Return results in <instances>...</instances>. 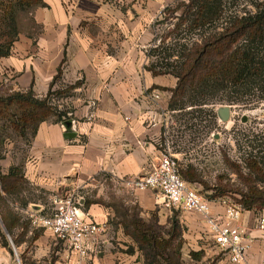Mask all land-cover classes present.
<instances>
[{"label":"crops","instance_id":"1","mask_svg":"<svg viewBox=\"0 0 264 264\" xmlns=\"http://www.w3.org/2000/svg\"><path fill=\"white\" fill-rule=\"evenodd\" d=\"M179 1L45 0L46 6L33 14L38 29L22 33L10 56L0 58L3 93L32 90L43 98L60 68L61 82L76 86L73 109L68 113L70 128L54 119L45 121L22 157L6 143L0 160L4 175L14 166L23 167L26 188L19 196H5L1 210H13L21 218L14 227L21 239L17 248L30 264H72L66 246L60 259L46 258L55 245L47 235H54L44 229L40 234L28 217L30 210H45L41 196L51 205L68 194L81 198L85 212L104 227L100 252L89 264H145L136 242L125 233L122 213L127 210L98 200L125 196L127 204L137 203L142 218L158 207L164 219L173 212L156 204V192L134 191L126 180L148 174L162 153L170 89L178 80L172 75H155L149 68L159 39L157 23ZM68 133L74 137L66 138ZM261 210L245 211L240 220L254 241L249 264H258L264 257V232L255 229ZM212 211L225 214L217 203L212 204ZM185 216L196 220L188 226L194 242L203 235L212 239L200 216ZM34 232V250L27 254L26 239ZM5 252L12 259L0 242V264L9 262Z\"/></svg>","mask_w":264,"mask_h":264},{"label":"trees","instance_id":"2","mask_svg":"<svg viewBox=\"0 0 264 264\" xmlns=\"http://www.w3.org/2000/svg\"><path fill=\"white\" fill-rule=\"evenodd\" d=\"M228 1L189 0L188 3L179 4L173 11L182 8L185 10L175 29L180 30L183 25L189 23L190 31L214 25L223 18ZM45 6V0H0V58L10 56L14 44L22 33L38 29L33 14L36 9ZM263 48L264 5L254 14L230 19L219 32L216 30L213 34L205 36L200 43L190 42L183 46L182 52L177 56V64L153 65L149 69L155 75H172L177 78V86L170 89L172 95L169 111L182 112L189 106L198 109L216 104L214 102L216 93L228 90V85L223 86L221 82L224 79H229L231 88H236L241 93L247 94L252 91L259 81H264ZM165 59L162 57V60ZM170 66L173 69L170 70ZM157 67L161 70H157ZM163 68L167 70H162ZM61 76L60 68L54 82ZM48 96L44 100H38L32 90L6 96L0 94V160L3 158L4 146L9 138L8 129L27 139L29 129L32 138L38 126L52 118H56L54 120L62 124L70 122L69 112L57 111L50 104ZM213 116L216 119L218 115ZM30 140L27 139L28 144ZM228 164L247 191L235 190L228 185V189L220 191L209 200H217L227 191L228 193L233 191L235 201L246 211L258 207L263 209L264 189L258 186V180L264 183V168L259 166L257 160H250L247 166L251 173L244 175L238 164L233 162ZM180 174L191 185L200 182L197 170L193 166L186 169L180 167ZM25 188L26 180L22 166L12 167L7 175L2 174L0 170V240L11 253H13L11 243L17 247L21 242L20 235L17 236L14 230L21 218L13 210H1V204L5 202V196H19ZM131 212L127 210L122 213V223L125 233L136 242L144 263L183 264L181 261L183 240L179 221L172 220L171 228L162 231L155 220L142 218L140 210L135 208ZM23 226L26 230V225ZM20 258L22 264H30L23 255Z\"/></svg>","mask_w":264,"mask_h":264},{"label":"rangeland","instance_id":"3","mask_svg":"<svg viewBox=\"0 0 264 264\" xmlns=\"http://www.w3.org/2000/svg\"><path fill=\"white\" fill-rule=\"evenodd\" d=\"M188 1L180 0L174 7L165 10L163 21L157 23L159 39L157 40L156 48L152 49V54L155 57L153 65L177 64V56L182 52L183 46L190 42L200 43L205 36L213 34L216 30L219 32L222 26L226 25L230 19L254 14L264 5V0H229L226 4L223 18L214 25L190 31L189 23L183 25L180 30H176L175 26L179 23V19L185 9L182 8L177 11H173V9L183 2L188 3ZM168 55H171V57L169 58ZM162 57L166 59L162 60ZM166 68L162 70H167ZM171 69H173L172 66H170ZM157 70H161L160 67H157ZM221 82L223 86L228 85V90L216 93L217 97L214 98L216 104L202 106L198 109L189 106L182 112L170 111L169 122L163 138V146L167 144L172 154L178 159L181 169L193 166L197 170L200 182L194 183L193 186L208 200L215 194H219L220 191L228 189V185L235 190L247 191V188L228 162L238 164L242 168L244 175L251 173L247 166L250 160H257L260 163L259 166L264 168V81H259L256 85L257 87L247 94L239 92L236 88H231L232 84L229 79H224ZM75 89L74 85L64 84L59 79L51 85L45 97L36 98L44 100L49 95V102L57 111L70 112L73 109L72 102L76 98ZM0 94L6 96L12 93L6 94V92L3 93L0 90ZM190 95H193V93H190ZM187 100H189V97ZM232 100H238L239 102L233 103ZM222 107L231 108L228 121H223L218 116L215 119L213 116ZM30 130L27 135L29 140L31 138ZM7 135L9 138L6 143L12 144L13 152L18 157H22L28 146L27 139L9 129ZM258 186L264 189V183L261 180H258ZM233 193V191L230 193L227 191L225 195L218 197V199L229 198L235 201ZM40 199L45 205V210L43 211L48 215L51 214L54 205H50L43 196ZM126 199L127 197L125 196L123 198L110 196L106 201L102 199L98 201L105 205L112 204L117 210H128L130 213L135 208L141 210L135 201L131 200L127 204ZM258 209L262 208L258 207ZM155 210L150 213L149 217L144 216L143 218L155 220L158 227L162 228V231H168L171 228L172 220L177 219L179 221L182 231L181 239L183 240L181 257L183 264H228L227 255L214 245L213 239L205 238L203 235L197 243L193 241L194 233L193 231L189 232L188 229L189 222L193 219L189 220L190 218H182V216L190 215L194 217V214L173 211L170 217L164 219L159 215V207ZM193 221L196 222V220ZM38 231L40 234H44L43 229ZM36 234L34 232L28 235L26 239L25 250H27V254L34 250L33 239L37 236ZM47 236H49L52 245H55L51 248L46 258L51 259V261L60 259L65 249V243L51 234ZM1 245L5 247L2 242ZM5 249L12 256V259L5 252L4 255L9 262L5 263L2 261L3 263L1 264H19L18 257L20 259L19 255H21L22 250L19 251L14 245H12L13 253L6 247ZM20 264H22L21 259Z\"/></svg>","mask_w":264,"mask_h":264},{"label":"built area","instance_id":"4","mask_svg":"<svg viewBox=\"0 0 264 264\" xmlns=\"http://www.w3.org/2000/svg\"><path fill=\"white\" fill-rule=\"evenodd\" d=\"M155 98L159 96L155 95ZM162 147L158 164L148 174L126 180L127 187L134 191H154L158 206L200 216L214 245L227 255L230 264H249L248 254L254 241L248 236L249 231L240 224L242 213L246 211L244 207L229 198H204L182 178L178 159L167 144ZM214 203L222 206L225 214L213 212ZM53 204V211L49 215L43 210L28 212L32 228L51 231L63 241L73 260L72 264H89L91 257L100 252L99 236L104 227L85 212L82 199L75 194L58 197ZM255 229L264 232V210L257 217ZM18 262L20 264V260ZM258 264H264V257Z\"/></svg>","mask_w":264,"mask_h":264},{"label":"water","instance_id":"5","mask_svg":"<svg viewBox=\"0 0 264 264\" xmlns=\"http://www.w3.org/2000/svg\"><path fill=\"white\" fill-rule=\"evenodd\" d=\"M230 114H231V108L230 107H222L217 112L218 117L220 119H222L223 121H228V119L230 118ZM67 126H68V128H70L71 122H68ZM72 137H74V134H71V133L66 134V138H72ZM11 244L13 245V243H11Z\"/></svg>","mask_w":264,"mask_h":264}]
</instances>
